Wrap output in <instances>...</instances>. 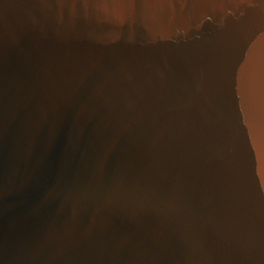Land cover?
<instances>
[{"label": "water", "instance_id": "1", "mask_svg": "<svg viewBox=\"0 0 264 264\" xmlns=\"http://www.w3.org/2000/svg\"><path fill=\"white\" fill-rule=\"evenodd\" d=\"M0 264H264V0H0Z\"/></svg>", "mask_w": 264, "mask_h": 264}]
</instances>
